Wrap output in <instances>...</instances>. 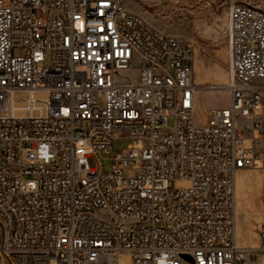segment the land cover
Here are the masks:
<instances>
[{"label":"built area","instance_id":"obj_1","mask_svg":"<svg viewBox=\"0 0 264 264\" xmlns=\"http://www.w3.org/2000/svg\"><path fill=\"white\" fill-rule=\"evenodd\" d=\"M227 14L230 104L199 123L193 44L125 0H0V264H264L237 210L264 168V0Z\"/></svg>","mask_w":264,"mask_h":264},{"label":"rangeland","instance_id":"obj_2","mask_svg":"<svg viewBox=\"0 0 264 264\" xmlns=\"http://www.w3.org/2000/svg\"><path fill=\"white\" fill-rule=\"evenodd\" d=\"M125 4L154 29L182 36L193 44L196 121L206 123L210 110L227 108L230 104L227 0H125ZM134 69L123 79L137 80V67ZM254 83L264 84V81L254 80ZM174 125L175 119L170 118L164 129H173ZM129 143L116 140L113 154H122ZM96 164L105 173L114 167L112 156L106 151L96 155ZM237 210L239 244L257 245L258 232L264 225V168L238 174Z\"/></svg>","mask_w":264,"mask_h":264},{"label":"bare ground","instance_id":"obj_3","mask_svg":"<svg viewBox=\"0 0 264 264\" xmlns=\"http://www.w3.org/2000/svg\"><path fill=\"white\" fill-rule=\"evenodd\" d=\"M228 61L230 60V57H228V59H227Z\"/></svg>","mask_w":264,"mask_h":264},{"label":"crops","instance_id":"obj_4","mask_svg":"<svg viewBox=\"0 0 264 264\" xmlns=\"http://www.w3.org/2000/svg\"><path fill=\"white\" fill-rule=\"evenodd\" d=\"M228 58V57H227Z\"/></svg>","mask_w":264,"mask_h":264}]
</instances>
